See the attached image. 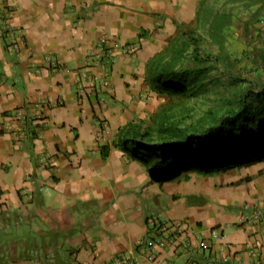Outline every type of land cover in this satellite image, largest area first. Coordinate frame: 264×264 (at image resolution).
Segmentation results:
<instances>
[{"label": "crops", "instance_id": "crops-1", "mask_svg": "<svg viewBox=\"0 0 264 264\" xmlns=\"http://www.w3.org/2000/svg\"><path fill=\"white\" fill-rule=\"evenodd\" d=\"M199 2L0 0V264H264V159L160 183L112 146Z\"/></svg>", "mask_w": 264, "mask_h": 264}, {"label": "trees", "instance_id": "trees-1", "mask_svg": "<svg viewBox=\"0 0 264 264\" xmlns=\"http://www.w3.org/2000/svg\"><path fill=\"white\" fill-rule=\"evenodd\" d=\"M185 30L181 28L169 39L146 66L151 92L168 100L196 98L206 86L204 71L185 66L187 52L198 55L197 39L187 36ZM215 79L214 83L226 87ZM223 103L227 107L220 116L209 111L207 117L190 125H182L180 119L170 115L171 107L161 105L149 121L131 122L119 130L112 146L145 166L160 183L176 180L189 171L207 176L263 160L264 83L241 93L235 104Z\"/></svg>", "mask_w": 264, "mask_h": 264}, {"label": "rangeland", "instance_id": "rangeland-1", "mask_svg": "<svg viewBox=\"0 0 264 264\" xmlns=\"http://www.w3.org/2000/svg\"><path fill=\"white\" fill-rule=\"evenodd\" d=\"M200 1L195 21L185 27L186 35L197 39L198 55L187 52L185 66L204 71L205 90L187 100L155 99L154 112L167 105L182 125L201 121L209 111L220 116L227 107L224 101L235 104L241 93L264 83V0ZM215 78L226 87L214 83Z\"/></svg>", "mask_w": 264, "mask_h": 264}, {"label": "built area", "instance_id": "built-area-1", "mask_svg": "<svg viewBox=\"0 0 264 264\" xmlns=\"http://www.w3.org/2000/svg\"><path fill=\"white\" fill-rule=\"evenodd\" d=\"M106 43H108L107 40L102 39L100 46L105 49V53H106L108 58H112L113 51L115 49H120L124 53H129L131 50V48H129V47H124V46L120 47L118 44H115V43L112 46L110 45L111 48H109L108 46H106V45H108ZM105 62H108V60H106ZM105 84H106V82H103V85H105ZM252 218L259 219V216L257 213H254L252 215ZM175 226L171 225V224H167V223H160V224H158L157 231L163 240H167L170 243H173L174 242V236L176 234L182 233V230H178ZM211 236H213L214 238L217 236V233L215 230L211 231ZM199 248L207 249L208 244L205 241H200L199 242ZM137 262H138V260L136 258H130V259L114 260L112 262V264H136Z\"/></svg>", "mask_w": 264, "mask_h": 264}]
</instances>
